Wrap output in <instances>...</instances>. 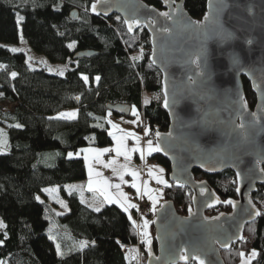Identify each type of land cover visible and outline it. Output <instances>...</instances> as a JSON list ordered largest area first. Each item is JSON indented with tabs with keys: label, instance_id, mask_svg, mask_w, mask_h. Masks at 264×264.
Instances as JSON below:
<instances>
[{
	"label": "trees",
	"instance_id": "obj_1",
	"mask_svg": "<svg viewBox=\"0 0 264 264\" xmlns=\"http://www.w3.org/2000/svg\"><path fill=\"white\" fill-rule=\"evenodd\" d=\"M95 1L0 0V42L18 43L20 26L35 52L53 63L70 65L63 76L32 69L24 53L0 46V104L17 103L14 111L5 112L0 107V126L8 141L6 152L0 153V217L5 224L0 228V264H136L128 258L127 250L139 246L142 233L123 208L112 203L96 209L67 188L87 179L79 149L113 146L108 116H121L110 112L109 105L130 106L128 118H134L133 109L138 110L146 126L143 132L138 131L143 140L146 129H150L147 138L154 140L156 132L166 131L170 125L162 106V76L150 62L149 33L141 28L130 34L119 16L92 14L90 7ZM143 1L163 9L161 2ZM207 2L184 0V5L194 19L201 20ZM73 9L79 10L75 21L70 19ZM18 17L22 18L19 23ZM79 51H94L96 55L74 60ZM243 82L246 101L253 108L255 95L245 78ZM70 109L77 111L76 119L54 118ZM71 152L76 153L74 158ZM135 157L141 160V154ZM149 159L153 165L164 166L169 178L170 166L165 159L157 152ZM194 175L197 180L207 179L223 202L237 199V178L232 171L207 176L196 170ZM53 186H60L66 199L68 211L64 214L48 200L38 199ZM163 191L164 201H173L180 214H188L192 206L188 189L170 183ZM136 196L146 199L141 192L131 191L136 206ZM253 199L261 216L245 228L242 242L222 252L226 264H241L240 253L252 251L257 256L250 264H264V187ZM231 210L224 204L207 215ZM153 214L151 207L148 216ZM152 234L153 238L154 229ZM78 242L88 246L79 249ZM146 259L145 252L144 264Z\"/></svg>",
	"mask_w": 264,
	"mask_h": 264
},
{
	"label": "water",
	"instance_id": "obj_2",
	"mask_svg": "<svg viewBox=\"0 0 264 264\" xmlns=\"http://www.w3.org/2000/svg\"><path fill=\"white\" fill-rule=\"evenodd\" d=\"M156 1L163 9L143 0H96L90 7L103 18L119 16L127 30L125 21H141L130 34L141 28L149 33L150 62L161 73L162 106L170 118L154 142L169 163L170 183L192 193L191 214H180L171 200L156 210L146 264H199L193 255L205 264H226L222 252L242 242L245 228L262 213L253 197L264 187V0H208L201 20L184 0ZM78 17L73 9L70 19ZM95 55L79 51L73 59ZM243 78L255 95L253 108ZM108 110L125 118L132 112L120 104ZM196 170L207 176L232 171L239 188L237 199H230L235 206L223 202L207 179L197 180ZM224 204L230 213L207 215ZM185 249L187 261L180 259Z\"/></svg>",
	"mask_w": 264,
	"mask_h": 264
},
{
	"label": "rangeland",
	"instance_id": "obj_3",
	"mask_svg": "<svg viewBox=\"0 0 264 264\" xmlns=\"http://www.w3.org/2000/svg\"><path fill=\"white\" fill-rule=\"evenodd\" d=\"M19 29H20L19 30V35H20L19 37L20 38H19L18 43L8 44V43L0 42V46L5 47L6 49H8L11 52H14V51H12V49H17V51H15V52L24 53L26 55L27 63L29 64L30 68H32V69H44L51 74H57V75L63 76L65 71L67 70V68L70 67V65H68L65 62L53 63L44 55L35 52L31 48V46L29 45L27 40L24 38L20 26H19ZM2 107H3V110L5 112H9L8 107H6V106H2ZM73 114H75V115H73ZM133 116H134V118H125V117H116L113 114L109 115L108 119H109V123L111 125L110 133H111V136L113 137L114 140L115 139L125 140L124 129L128 128L129 129L128 133H131V134L136 133V135L139 137V145H137L136 138H134V142L136 143V147L143 151V145H144L143 144V136L141 133L138 132L139 130L137 128V123L139 121H141V117L138 113V110L135 109V114L133 113ZM54 118L63 119V120H74L77 118V111L73 110V109L63 110V111L59 112L58 114H56L54 116ZM113 125H115L116 127H113ZM134 130H135V132H134ZM0 133H2V135H0V153H5L7 150L6 146H7L8 141H7L6 134L4 133V128H2L1 126H0ZM147 134H148V132L146 133L145 145L147 144L148 140L151 139V138H147L148 137ZM133 137H135V136H133ZM151 140L153 142V147L155 148L156 147L155 142L153 139H151ZM85 149H87V150L94 149V150L103 151V148L84 147V148H81L77 151L79 153V157H83V159H85V162L87 163L88 168H91V177L89 175V179H88L87 183L89 185V181L91 179V184H92L91 190H93L95 192V195H97V197L99 198V200H95L93 202L97 203V202L104 200V201H106V204L114 203L115 199H112V202H109L108 200L105 199V196L103 194L106 191V193L112 197V195L109 191V188L107 187V184H105V181H106L105 176L110 174L112 172V169L107 165L103 166V164L100 163V160L96 159L98 157L97 155L94 156L91 153H89L88 151H84ZM94 150H92V151H94ZM138 152L141 153V151H138ZM155 152L156 151L152 152L150 155L147 152V155L151 156ZM46 155L49 156L50 153H47ZM75 155H76V153L71 152L70 156H72L74 158ZM143 159H144V152H143ZM129 163H131V162H129ZM145 163H146V161H145ZM127 164L128 163H124L123 165H121V167L119 169H122V171H118V172H125V170L127 172H132V170L129 168L124 169V167ZM142 166H143V164H142ZM100 167L102 168V170L104 172V176L101 173H99V175H97L96 170H99ZM160 168L164 169L165 174H164V177L162 179L164 181H167V185H165L163 183H158L156 180V177H154V176L150 175V177H148V178L145 177L144 174L146 173V170H144L143 167L140 170V180H141V182L145 181L146 191H147V189H151L152 190L151 193L153 195H156L155 211H153V204H151L148 201L152 205L151 207H152V211H153L154 215H155V212L158 209L159 205L164 202V197H165V191H159L157 184H161L162 186H165V187H167L170 184V181H169L168 176L166 175V170H165L164 166L161 165ZM115 171L117 173V170H115ZM78 183H82V182H78ZM85 185L87 186V184H85ZM71 187H73V186H69V188H71ZM96 187H97V189H96ZM84 195H85V193L82 192L83 197H84ZM38 199H39V201H47L48 200L50 203H52L56 207L59 214H64L68 211L67 202H66L65 197L63 196L62 189L60 186H53V187L46 188L44 190L43 194L38 196ZM87 201H89V200H87ZM96 205H98V204H96ZM119 206H121V205H119ZM95 208L100 209V208H102V206H97ZM123 210L125 211V207L123 208ZM125 212L128 214L129 218L132 220L133 219V212H132L131 208L127 207V211H125ZM146 219H148V221H149V225L147 227L148 228V235H149V228L152 227V222H153L154 218L146 217ZM0 221L3 222L1 217H0ZM3 224H4V222H3ZM152 230H153V227H152ZM148 239H150L149 236H148ZM144 241H145V238H144ZM146 244H148V243H146ZM76 246L79 249H83V248H86L88 246V243L87 242H78ZM57 249H58L59 255H61V249L59 248L58 245H57ZM125 249H127V248L125 247ZM251 253L243 256V261L241 264H245V261H247L248 264L251 263L252 259H254L257 256L256 255L255 257H252ZM144 255H145V251H144V249H142L141 246H133L127 250L128 258L130 260L133 259L136 264H144ZM145 264H146V262H145Z\"/></svg>",
	"mask_w": 264,
	"mask_h": 264
},
{
	"label": "crops",
	"instance_id": "obj_4",
	"mask_svg": "<svg viewBox=\"0 0 264 264\" xmlns=\"http://www.w3.org/2000/svg\"><path fill=\"white\" fill-rule=\"evenodd\" d=\"M129 129L125 128L124 129V137L125 140H120V144H117V139L114 140V144L111 147L108 148H103L104 149H108L109 151L105 152V151H100V150H89L88 152L91 153L94 156H98L96 159L100 160V163L104 165L109 166L112 169V172L110 174H108L106 177V184L107 187L109 188V191L112 195V199H115L114 204L117 205H121L124 204L125 207H127V205L129 204H135V201L132 199L131 197V191H136L137 189L135 187H133L132 185L135 184L139 187L141 194L152 204V200L149 199V195H151L155 200H156V195H153L151 192H147L146 188H145V181L140 180V170L142 169V167L144 168V170H146V173L144 174L145 177H150L149 174V170L151 169L153 172L154 177L160 176L161 178L164 177V169H163V173L159 172V169L161 165H153L152 162L150 161L149 157L147 155V144L145 145L146 141L143 140V152H144V159H141L140 161H138L136 159V154L140 152L138 151H131L136 147V143L134 142V138L137 136L135 133V137H133L132 135H128L131 133H128ZM135 132V130H134ZM120 147L121 149V155H117L116 153V148ZM146 147V148H145ZM123 153H127L128 154V159L125 158V155ZM141 158V157H140ZM148 160V161H147ZM113 161H115V163H113ZM146 161V163H145ZM131 162V163H129ZM124 163H128L124 169L129 168L135 172H137V177L134 178L131 173L132 172H127L125 170V172H118V171H122V169H119L121 167V165H123ZM143 164V166H142ZM86 167H87V179L85 181H83L82 183H77V184H71L69 186H73L71 188H69L67 186V188H69V190L71 191H75L78 193V195L80 196L81 199H83L84 197L89 200L87 201L85 198V200L90 204V206L92 207H97V206H103L104 204H106V201H100L97 203H94L93 201L95 200H99V198L97 197V195H95V192L93 190H89L88 189V179H89V168L88 165L86 163ZM108 167V168H109ZM117 170V173L116 171ZM97 173H101L104 176V172L102 170V168L100 167L99 170H96ZM123 173V174H122ZM120 176H123V180L120 179ZM87 184V186L85 185ZM119 184L120 187L116 188L115 185ZM80 186V187H79ZM82 186V187H81ZM162 186L161 184H157V187ZM165 187V186H163ZM97 189V187H96ZM136 189V190H135ZM159 191H163L160 190L158 188ZM82 192L85 193L84 197L82 196ZM123 193L124 196H121L120 194ZM98 204V205H96ZM112 204V203H109ZM124 208V207H122ZM131 208V207H129ZM132 212H133V222H135L139 228L140 233H143L146 231L148 233V228H144V222L147 221L148 225H149V221L148 219H146V217L151 218L148 215H143V216H139L138 212L136 211V208H131ZM153 223V222H152ZM149 237L152 236V227L149 228Z\"/></svg>",
	"mask_w": 264,
	"mask_h": 264
},
{
	"label": "snow or ice",
	"instance_id": "obj_5",
	"mask_svg": "<svg viewBox=\"0 0 264 264\" xmlns=\"http://www.w3.org/2000/svg\"><path fill=\"white\" fill-rule=\"evenodd\" d=\"M95 10H96V8H95V5H94V6H93V11H95ZM161 15H164V16H166V17L169 16L168 13H161ZM21 19H22V18L18 17V18H17V22L19 23ZM205 20H207V17H205ZM125 22L127 23V26H128V30H129V32L132 31L133 26H140V24H141V21H139V20H132V21H130V22H129V21H125ZM165 31H168V30L165 29ZM69 47H72V45H69ZM12 51L15 52V51H17V49H12ZM133 59H136V58L134 57ZM61 74H62V73H61ZM12 75H13V77H14L16 74L13 73ZM84 79L87 80V77H85ZM97 79H98V78H97ZM165 87H166V86H165ZM166 94H167V93H166ZM145 103H147V100L145 101ZM164 105H165V107H168V106H169V104H168V100H167V99H165V101H164ZM133 113L135 114V109H133ZM73 115H75V114H73ZM17 127H19V125H17ZM113 127H116V126L113 125ZM240 127L243 128L244 125L241 124ZM149 131H150V129H146V133L149 132ZM110 134H111V133H110ZM0 135H2V133H0ZM128 135H133V136H135V134H128ZM169 135H171V133H169ZM156 137H157V138L160 137V133H159V132H156ZM135 138H136V141H137V145H139V137L137 136V137H135ZM117 144H118V145L120 144V139H117ZM84 151H89V150L85 149ZM103 151L107 152V151H109V150H108V149H104ZM131 151H141V159H143V151H142V150H140L139 148H134V149H132ZM154 151L158 152V151H161V149H160L159 147H155V148H154V147H153V142H152V140L150 139V140H148V142H147V152H148V154L150 155V154H151L152 152H154ZM116 153H117V155H121V154H122V153H121V149H120L119 146L116 148ZM123 154L125 155V158H126V159L129 158L127 153H123ZM113 163H115V161H113ZM261 171H264V169H261ZM159 172H160V173H163V169H159ZM149 174H150V175H153V172H152L151 169L149 170ZM89 175H90V177H91V168H89ZM97 175H99V173H97ZM131 175H132L134 178H136L138 174H137V172L133 171V172L131 173ZM237 175H239V173H238ZM120 179L123 180V176H120ZM156 180H157L158 183H163V184L167 185V181H164L160 176H157V177H156ZM106 183H107V182L105 181V184H106ZM132 186L135 187V188L137 189V192H138V193L140 192V189H139V187H138L137 185L133 184ZM115 187H116V188H119L120 185L117 184V185H115ZM88 188H89V190H91V188H92L91 179H90V181H89ZM151 191H152L151 189H147V192L150 193ZM202 191H204V189H202ZM237 191H239V188H237ZM103 194H104L106 200H108L109 202H112V197H111L110 195H108V194L106 193V191H105ZM120 195H121V196H124L123 193H121ZM149 199L152 200L153 211H155L156 200H155L151 195H149ZM226 203H228V204H232L233 206H235V205H234V202L231 201V200L226 201ZM209 206H211V205H209ZM121 207H125L124 204H121ZM127 207L136 208L137 206H136L135 204H129V205H127ZM127 207H125V211H127ZM189 212H190V214H191V209H189ZM255 214H256V215H260V212L257 211ZM3 227H4V224H3L2 221H0V228H3ZM143 227H144L145 229L148 227V223H147V221L144 222ZM143 236H144V238H145V242L148 243V244H150L151 241H150V239H148V233H147L146 231L143 233ZM82 246H83V245H82ZM186 252H187V249H185V252H182V253L180 254V259L185 260V261L188 260L189 257H188V255L185 254ZM240 255L243 257L244 254H243V253H240ZM256 255H257V253H256L255 251H253V252L251 253V256H252V257H255ZM192 259H194V260H199V264H205V261H204L203 259H201L198 255H193ZM245 264H248V262L245 261Z\"/></svg>",
	"mask_w": 264,
	"mask_h": 264
},
{
	"label": "built area",
	"instance_id": "obj_6",
	"mask_svg": "<svg viewBox=\"0 0 264 264\" xmlns=\"http://www.w3.org/2000/svg\"><path fill=\"white\" fill-rule=\"evenodd\" d=\"M2 106L8 107L9 111H14L17 108V103L6 101L5 103L0 104V107ZM137 126H138V130L142 132L145 130V127H146L143 121L138 123ZM159 189L163 190V187L160 186ZM136 199H137V209H138L139 216L141 217L143 215H148L151 211V204L141 196H136ZM145 243L146 242L144 241V236L141 234V238H139V246L142 247L144 245L143 249H145Z\"/></svg>",
	"mask_w": 264,
	"mask_h": 264
}]
</instances>
